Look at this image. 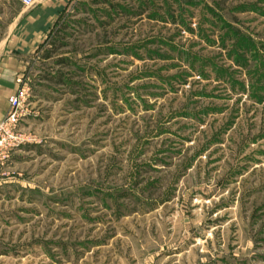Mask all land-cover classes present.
Returning <instances> with one entry per match:
<instances>
[{
  "label": "rangeland",
  "instance_id": "1",
  "mask_svg": "<svg viewBox=\"0 0 264 264\" xmlns=\"http://www.w3.org/2000/svg\"><path fill=\"white\" fill-rule=\"evenodd\" d=\"M29 11L0 264H264V0H70L22 52Z\"/></svg>",
  "mask_w": 264,
  "mask_h": 264
},
{
  "label": "crops",
  "instance_id": "2",
  "mask_svg": "<svg viewBox=\"0 0 264 264\" xmlns=\"http://www.w3.org/2000/svg\"><path fill=\"white\" fill-rule=\"evenodd\" d=\"M69 1L36 0V4L31 6L29 13L23 17V34L25 37L21 49L22 52L27 47L28 49H32L40 37L44 38L46 36L51 27L50 22L56 19L58 12L63 9V5ZM12 59L10 55L7 56L6 59H3L2 67L0 68V120L7 112L8 97L16 91V85L14 83L16 71L12 65Z\"/></svg>",
  "mask_w": 264,
  "mask_h": 264
},
{
  "label": "built area",
  "instance_id": "3",
  "mask_svg": "<svg viewBox=\"0 0 264 264\" xmlns=\"http://www.w3.org/2000/svg\"><path fill=\"white\" fill-rule=\"evenodd\" d=\"M26 7L36 4V0H16ZM19 86L8 99V109L0 120V166L7 162L12 152L19 146L29 142V137L19 129L22 118L26 115L25 105L29 97L28 85L17 79Z\"/></svg>",
  "mask_w": 264,
  "mask_h": 264
},
{
  "label": "trees",
  "instance_id": "4",
  "mask_svg": "<svg viewBox=\"0 0 264 264\" xmlns=\"http://www.w3.org/2000/svg\"><path fill=\"white\" fill-rule=\"evenodd\" d=\"M261 77H262V74H261V76H260L259 78H261ZM263 78H264V76H263ZM263 82H264V79H259V81H258V83H260V84H262V85L264 86V83H263ZM257 85H258V84L256 83V89H257V91H258V90H261L260 92H262V91L264 92V90H263L264 87L262 86V87L259 88ZM241 87H243V86H241ZM253 88H254V87H253Z\"/></svg>",
  "mask_w": 264,
  "mask_h": 264
}]
</instances>
